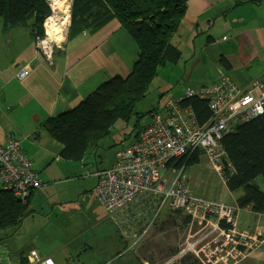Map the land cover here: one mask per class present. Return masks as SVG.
I'll return each mask as SVG.
<instances>
[{
	"label": "crops",
	"instance_id": "0c3cea01",
	"mask_svg": "<svg viewBox=\"0 0 264 264\" xmlns=\"http://www.w3.org/2000/svg\"><path fill=\"white\" fill-rule=\"evenodd\" d=\"M262 14L264 0L187 2L184 19L173 38V44L180 51V57L182 48L187 52L192 50L189 60L193 61L197 57V49L202 40L198 39V36H206L205 43L218 45L216 47L218 60L209 83H202L199 86L195 84L190 89L210 86L216 81L217 71L224 63L228 67L225 69L226 74L243 90L249 89L255 80H264ZM34 41L28 30L8 28L0 19V146H4L9 139H15L19 142L23 154L31 161L41 186L32 191L30 201L35 194L34 191L42 187L50 189V185L57 183V159L65 161L60 158L62 146L51 139L40 128V124L49 117L76 107L108 79L114 76L127 78L140 57L137 44L117 20H111L94 33L84 31L70 40H67L66 33L59 48L54 51L52 64L36 50ZM22 69H26L28 75L19 79L17 74ZM150 123L151 121L148 124ZM95 171L84 174L83 177L91 176L92 183L86 190L79 191L83 194L82 199H79L82 202L89 200V203H93L94 198L102 206L92 192L97 181ZM221 179L224 183L222 177ZM236 199L237 197L234 204L221 200L210 201L238 209ZM144 205L143 201H139L111 216L102 206L106 213L105 222L115 226L114 231L118 230L116 241L122 243L125 239L126 245L132 242L129 250L137 253L143 247V250H148L142 242L144 237L141 239L140 229L144 223L140 215ZM86 208L89 211L91 207ZM238 210L237 222L239 212L242 211L253 218L247 226H240L238 223L240 229L250 227L259 219V214ZM169 253L171 254L169 258L165 256L164 259L160 258L161 261L158 258L151 261L144 259L142 264H172L175 256L171 251ZM116 254L112 257L115 259L113 262L122 264L118 260L124 257L126 252ZM250 255L263 263L264 246ZM65 260L66 264H75L70 256Z\"/></svg>",
	"mask_w": 264,
	"mask_h": 264
},
{
	"label": "trees",
	"instance_id": "16d2710c",
	"mask_svg": "<svg viewBox=\"0 0 264 264\" xmlns=\"http://www.w3.org/2000/svg\"><path fill=\"white\" fill-rule=\"evenodd\" d=\"M188 1L71 0L67 40L84 31L94 33L111 20H117L137 44L140 57L127 78L114 76L108 79L76 107L49 117L40 124V128L62 146V160L80 161L89 150L97 149L100 142L110 135L117 120L127 121L130 118L137 103L145 97L158 69L167 63L178 62L180 51L174 46L173 38L184 19ZM49 13L46 0H0V19L4 26L26 29L34 40L44 36V20ZM223 67L228 69L225 63ZM180 106L191 107L200 125L212 117L205 99L184 98ZM153 112L157 111L148 114ZM219 144L225 155L220 173L227 190L237 195L238 209L264 215V113L237 124L233 131L220 139ZM199 157L198 152H193L176 166L187 169L197 164ZM257 179L261 182L254 184ZM143 196L125 207L139 201L145 203L143 212H140L141 221L144 220L140 228L141 239L151 229H156V234H163L168 227L188 226L189 218L180 211H165L148 228L153 203L149 195ZM29 207L30 196L22 200L11 192L0 190L1 239L17 231L30 214ZM169 251L175 255L179 253L173 247ZM26 255L19 254V264L27 263ZM142 263L140 261L138 264ZM173 264L200 263L192 254L184 253Z\"/></svg>",
	"mask_w": 264,
	"mask_h": 264
},
{
	"label": "built area",
	"instance_id": "2783aa9c",
	"mask_svg": "<svg viewBox=\"0 0 264 264\" xmlns=\"http://www.w3.org/2000/svg\"><path fill=\"white\" fill-rule=\"evenodd\" d=\"M49 6L50 13L44 20L45 36L36 38L34 43L36 50L52 64L54 51L61 43L54 39L57 32L52 34V27L63 23L58 32L62 41L67 33L69 7L60 15ZM217 73L210 86L189 89L185 96L205 99L212 113L210 120L200 125L191 107L182 108L180 101H169L162 112L153 113L151 123L138 132L133 143L116 153L109 168L94 172L97 181L92 192L110 216L140 196L149 195L153 213L148 228L162 212L180 211L189 218L190 226L208 228V232L217 233L220 238L210 239L196 250L194 244L187 245V251L194 252L200 264H241L264 246V215L259 214L257 222L240 229L238 209L194 197L185 166H176L183 158L198 152L208 158L220 175L225 156L220 139L237 124L264 113V80H255L249 89L243 90L232 82L224 67H219ZM27 75L28 71L22 69L17 78ZM0 185V190L22 200L41 186L31 161L15 139L0 146ZM25 258L26 264H55L35 250L29 251ZM0 264H4L1 256Z\"/></svg>",
	"mask_w": 264,
	"mask_h": 264
},
{
	"label": "rangeland",
	"instance_id": "374dc122",
	"mask_svg": "<svg viewBox=\"0 0 264 264\" xmlns=\"http://www.w3.org/2000/svg\"><path fill=\"white\" fill-rule=\"evenodd\" d=\"M64 1L69 7L67 28L71 0ZM49 4L52 6L51 1ZM261 18H264V14ZM60 35L57 33L54 36L58 43L62 42ZM197 38L202 39L200 46L199 43L196 44V47L199 46L197 57L193 61L189 60L192 50L187 52L182 48L178 62L167 63L159 68L145 97L137 103L130 118L127 121L117 120L110 135L100 142L97 149L89 150L81 161L57 159V183L50 185V189L42 187L34 191L30 201L31 212L24 218L17 231L6 239H1L3 235L0 234V256L4 264H19V254L26 255L31 249L41 256L50 257L55 264H66L65 258L69 256L75 264H118L114 263L115 259L112 258L118 253L117 250L126 252V255L118 260L119 263L138 264L144 259L151 261L158 258L161 261L160 258L164 259L165 256L169 258L171 247L179 250L177 255L173 254L175 263L184 253L192 254L196 258L194 252L187 251V245L194 244L196 250L209 243L210 239L218 238L217 233L208 232V228H197L195 224L190 226V223L183 228L168 227L163 234H156V229H151L143 238L148 250H143V247L142 252L137 253L129 250L132 242H127L126 245L125 239L122 243L116 241L118 230L114 231L115 226L105 222L106 213L102 206L94 198L92 199L96 203H89V200L82 202L80 199L83 194L79 192L86 190L92 183L91 176L83 177L85 173L110 167L116 153L134 142L139 129L151 121V114L148 113L162 112L169 101L185 98L187 91L195 84L199 86L209 83L218 60V45L205 43L206 36ZM185 174L188 177L189 190L196 198L234 204L237 195L226 189L220 177L221 173L219 175L206 156L200 155L199 162L188 167ZM260 182L261 180L257 179L254 184ZM87 205L91 207L89 211L86 210V207H89ZM252 219L248 213L239 212L240 226H247ZM253 255L248 256L241 264H264Z\"/></svg>",
	"mask_w": 264,
	"mask_h": 264
},
{
	"label": "bare ground",
	"instance_id": "6f19581e",
	"mask_svg": "<svg viewBox=\"0 0 264 264\" xmlns=\"http://www.w3.org/2000/svg\"><path fill=\"white\" fill-rule=\"evenodd\" d=\"M52 2V6L55 10V12H59V14H64L65 12V8H66V5H65V1L64 0H51ZM65 20V17H63V21ZM62 24H53V27H52V34H55V32H59V30L61 29L62 27Z\"/></svg>",
	"mask_w": 264,
	"mask_h": 264
}]
</instances>
